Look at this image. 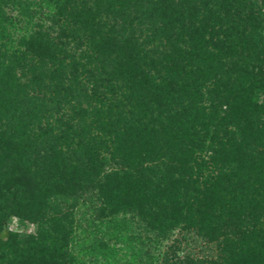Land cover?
Instances as JSON below:
<instances>
[{
    "label": "trees",
    "instance_id": "16d2710c",
    "mask_svg": "<svg viewBox=\"0 0 264 264\" xmlns=\"http://www.w3.org/2000/svg\"><path fill=\"white\" fill-rule=\"evenodd\" d=\"M81 193L101 200L88 234L122 211L153 235L136 264L176 227L217 255L159 264H264V0H0V202L38 227L0 207V264H78Z\"/></svg>",
    "mask_w": 264,
    "mask_h": 264
},
{
    "label": "rangeland",
    "instance_id": "374dc122",
    "mask_svg": "<svg viewBox=\"0 0 264 264\" xmlns=\"http://www.w3.org/2000/svg\"><path fill=\"white\" fill-rule=\"evenodd\" d=\"M262 1L263 0H257V5H261ZM4 10L8 18L16 19V17H19L18 10L12 8L11 6L6 7ZM142 14H144V12ZM162 20L163 19L160 18V22ZM160 22L155 18H150V25L144 24L142 28L137 25H133L132 27L134 36H139L137 40L139 43H142V47L146 52L150 50V46L146 45L145 36L148 33H151L152 26L156 25L161 28L162 23ZM152 39L156 41L153 46H156L155 44L160 42L157 34L156 37H152L150 40ZM44 146L47 147L48 143H45ZM79 196L81 198V203H79V205L74 207L72 210L67 208V204L65 205L61 199L55 201L53 196L48 199V201H50V203L52 202L54 206L57 205V203H60V207L64 209V211L70 210V213L72 214L74 225L72 242L69 246V253L73 256V260H75L78 264H136L137 262L133 259L134 257L132 256L129 248L133 247V245L134 247L139 246L137 243V240H139L137 239V236L141 240L145 241L146 235L151 237L153 235L146 233V228L144 225L139 224L136 217L132 218L129 214L122 211H119L111 217L117 224H113L115 225L113 230L109 229L107 231H113V235L111 234L107 236V239H105L102 237V234L100 232H96V230H93L95 237L92 234H88L85 231L87 226L86 221L96 217V207L100 204L101 200L94 198L92 202L86 201L85 204H82V200L85 199L84 197H89V195L87 196L85 193H81ZM8 198H11L10 194H8ZM6 202H0V207L5 210L1 216L5 226L16 234L23 236L36 235L38 227L37 224L31 222L27 217L29 212H23V210H19L15 206H12V208L7 207V204L9 203ZM134 237L136 238L134 239ZM100 238L104 239L106 248L99 250L96 245ZM155 239L158 240L159 246L156 250L150 252L154 253V256L158 257V261H156L158 264L161 261V254H167L168 260L170 261H180L182 263L186 259L198 262L213 258L217 255L216 244L208 242L207 239L198 234V232L193 228L182 229L181 227H176L165 238ZM145 248L147 249V247ZM149 249L151 250V246H149Z\"/></svg>",
    "mask_w": 264,
    "mask_h": 264
}]
</instances>
